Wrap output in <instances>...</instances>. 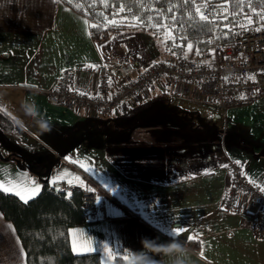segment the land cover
<instances>
[{
    "label": "crops",
    "instance_id": "obj_1",
    "mask_svg": "<svg viewBox=\"0 0 264 264\" xmlns=\"http://www.w3.org/2000/svg\"><path fill=\"white\" fill-rule=\"evenodd\" d=\"M90 27L60 0H0V114L12 124L0 129V189L26 201L39 192V178L69 186L90 175L102 187L97 216L70 227L68 240L74 254L97 253L100 264H114L116 257L144 264H264V210L242 198L221 207L231 184L229 160L264 183V97L231 106L225 115L182 84L156 85L109 114L49 101L43 91L66 69L79 90L91 92L100 64L130 59L141 67L161 57L150 33L95 41ZM178 228L186 231L176 235ZM0 264H26L1 212Z\"/></svg>",
    "mask_w": 264,
    "mask_h": 264
},
{
    "label": "built area",
    "instance_id": "obj_2",
    "mask_svg": "<svg viewBox=\"0 0 264 264\" xmlns=\"http://www.w3.org/2000/svg\"><path fill=\"white\" fill-rule=\"evenodd\" d=\"M198 14L209 23L225 20L229 7L225 1L192 0ZM228 31L227 42L217 41L202 57L170 55L158 57L137 67L131 60L102 63L97 67L99 82L91 92L79 90L74 72L66 69L57 83L44 90L49 101L80 109L90 114L124 111L135 99L146 97L161 83L194 86L196 96L215 103L225 115L235 105L264 97V26L249 17L232 25L223 23ZM213 36L210 37L212 39ZM174 44L176 37L171 38ZM231 184L222 197L221 207H233L239 198L264 210V183L250 180L243 166L229 160ZM81 185L67 189L82 191V212L85 221L97 216L98 194L102 187L90 175H82Z\"/></svg>",
    "mask_w": 264,
    "mask_h": 264
},
{
    "label": "trees",
    "instance_id": "obj_3",
    "mask_svg": "<svg viewBox=\"0 0 264 264\" xmlns=\"http://www.w3.org/2000/svg\"><path fill=\"white\" fill-rule=\"evenodd\" d=\"M60 1L87 18L93 40H105L123 32H147L154 37L161 58L202 57L217 41L229 40L223 23L232 25L249 17L254 24L264 26V0H225L229 16L216 23L201 20L191 0ZM167 32L170 37L162 38ZM173 36L177 38L175 44L171 40ZM11 126L0 114V129L9 130ZM29 163L42 168L34 161ZM35 168L30 170L35 173ZM39 181V192L26 201L0 189V212L13 225L24 248L26 264H100L97 253L74 254L69 246L68 229L86 222L81 206L82 191H69L66 184L46 178ZM176 239L180 244L185 240ZM114 264L144 263H127L116 257Z\"/></svg>",
    "mask_w": 264,
    "mask_h": 264
},
{
    "label": "snow or ice",
    "instance_id": "obj_4",
    "mask_svg": "<svg viewBox=\"0 0 264 264\" xmlns=\"http://www.w3.org/2000/svg\"><path fill=\"white\" fill-rule=\"evenodd\" d=\"M197 11H199V9H197ZM200 18H201V20H206V17H204L203 15H201ZM189 47H191V45H189ZM109 190L113 191L114 194H118L114 188H110ZM110 211L113 212V214H118V213H115L114 210H110ZM184 231H186V229H183V228L174 229V234L179 235V234L183 233ZM105 247H107V246H105ZM21 251H23V250H21ZM73 251L74 252L76 251L75 247L73 248Z\"/></svg>",
    "mask_w": 264,
    "mask_h": 264
},
{
    "label": "rangeland",
    "instance_id": "obj_5",
    "mask_svg": "<svg viewBox=\"0 0 264 264\" xmlns=\"http://www.w3.org/2000/svg\"><path fill=\"white\" fill-rule=\"evenodd\" d=\"M191 1H192V0H191ZM220 1H225V0H220ZM225 2H226V1H225ZM226 3H227V2H226ZM227 5H228V3H227ZM258 24H261V23H258ZM167 36H169V35H168V32H167L166 34H163V35H162V38H163V37H167ZM169 37H170V36H169ZM160 56H161V55H160ZM198 57H199V56H198ZM198 57H197V58H198ZM154 59H156V58H154ZM125 60H130V59H125ZM152 60H153V59H152ZM122 61H124V60H122ZM131 61H132V60H131ZM150 61H151V60H150ZM119 62H121V61H119ZM132 62H133V61H132ZM133 63H134V62H133ZM134 64H135V63H134Z\"/></svg>",
    "mask_w": 264,
    "mask_h": 264
}]
</instances>
